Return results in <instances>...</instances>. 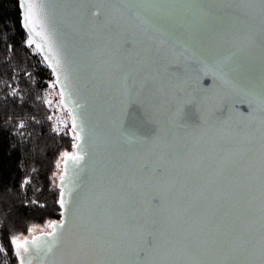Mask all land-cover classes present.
<instances>
[{"label":"snow or ice","instance_id":"6c2138e0","mask_svg":"<svg viewBox=\"0 0 264 264\" xmlns=\"http://www.w3.org/2000/svg\"><path fill=\"white\" fill-rule=\"evenodd\" d=\"M49 2L17 0V7L27 44L39 36L49 48L44 59L55 76L51 86L60 89L61 106L66 94L74 105L63 135L75 151H64L62 159L65 171L72 161L77 180L68 189L60 175L55 210L63 218L48 224L47 233L42 230L47 237L42 246L36 237L21 241L11 235L5 212L0 230L8 232L14 252L0 245V254L9 259L14 254L18 264L26 259L27 264L32 259L47 264L57 250L60 257L51 264H109L122 254L130 256L129 264H264V88L256 93L230 75L240 68L241 54L256 43L253 25L258 24L264 46V0H216L224 10L241 15L230 25L225 53L211 60L188 55V45L175 32L177 8L195 7L202 20L213 15L203 0H66L74 11L88 9V21L101 33L98 68L106 73L105 87L115 102L108 129L119 146L115 152L107 146L109 154L84 214L85 199L78 189L85 185L79 173L88 156L81 116L86 102L74 98L72 72L54 30L48 29ZM184 78L197 82L201 98L188 94L166 110L165 119H153L168 94L165 82L179 97L183 89L176 82ZM204 78L212 85L204 87ZM213 97L219 99L207 111L204 105ZM237 102L246 105V114L234 123ZM26 185L29 181L22 180L21 188ZM11 192L5 189L0 198ZM27 203L46 207L38 199Z\"/></svg>","mask_w":264,"mask_h":264},{"label":"water","instance_id":"95a60500","mask_svg":"<svg viewBox=\"0 0 264 264\" xmlns=\"http://www.w3.org/2000/svg\"><path fill=\"white\" fill-rule=\"evenodd\" d=\"M203 2L213 9V15L207 20H202L195 7L190 11H185L183 8L176 9V36L181 39L182 43L188 45L190 49L188 55L195 53L197 56H202L208 60L218 59L225 53L228 47L227 42L231 39L230 25L241 14L234 10H224L216 4V0H203ZM46 9L48 29L49 31L54 30L55 43L61 48L72 72L74 98L78 95L81 101L86 102V108L81 110V116L86 122L87 137L84 146L88 156L83 162V171L79 173L80 178L85 181V185L82 189H78L85 199V206L81 208V214H84L88 210L87 198L96 190L101 164L109 154L107 146L110 144L113 152L119 147L108 129V121L114 111L115 102L111 99L110 90L105 87L104 77L106 73L98 68V57L103 47V41L100 38V31L87 19L88 9L74 11L66 6V0H50L46 4ZM253 29L256 43L241 54L240 68L231 72L230 75L238 84L251 87L256 93H259L264 88V46L261 44L258 24L253 25ZM39 30L37 28V31ZM24 31L28 35L27 31ZM44 43V40L39 36L34 37V44L42 45L39 53L43 59L49 54V48L43 46ZM45 63L47 65L46 61ZM49 70L51 71V69ZM204 80H207L206 85L203 80L200 82L204 87L213 83L209 78H204ZM176 83L183 89V93L179 97L173 95V90L165 82V92L168 94L161 98L160 107L151 114L153 119H165L168 115L166 110L177 106L180 99L188 98V94L197 100L203 95L194 79L184 78ZM56 88L60 92L59 87L56 86ZM218 99L219 97L209 99L204 108L211 111ZM237 99V95L234 93L232 100ZM63 106L69 112L74 108L73 104L67 102V94ZM235 107L238 112L233 113L234 123H239L238 116L240 113L246 114V105L237 102ZM191 118L196 119V114H191ZM62 170L67 188H74L73 181L77 180L78 170H74L72 161L67 162L66 171L63 161ZM59 217L60 219L63 218L60 214ZM69 219L75 223L71 214H69ZM59 222L54 224H59ZM33 237L37 238V244L41 246L47 239L42 232ZM32 238L28 240L31 241ZM59 257L60 250H57L55 255L49 258L47 264H51L53 259L58 260ZM129 261L130 256L122 254L110 260L109 264H129ZM31 264H40V261L39 259H32Z\"/></svg>","mask_w":264,"mask_h":264},{"label":"trees","instance_id":"16d2710c","mask_svg":"<svg viewBox=\"0 0 264 264\" xmlns=\"http://www.w3.org/2000/svg\"><path fill=\"white\" fill-rule=\"evenodd\" d=\"M53 82L52 72L40 58L36 45L27 44L17 0H0V193L12 189L11 194L0 198V221L8 212L7 228L11 235L19 237L27 236L29 228L60 220L55 210L59 207L56 182L63 172L60 160L64 151L71 153L74 149L70 137L63 135L71 124L56 123L54 104L59 105V99H51L56 91L51 86ZM14 89L16 96H12ZM20 124H24L23 129ZM57 128L60 133L54 131ZM24 179L29 185L21 188ZM33 199L44 202L46 207L26 204ZM0 245L14 252L9 246V234L3 230ZM0 264L18 261L14 254L11 259L0 254Z\"/></svg>","mask_w":264,"mask_h":264},{"label":"rangeland","instance_id":"374dc122","mask_svg":"<svg viewBox=\"0 0 264 264\" xmlns=\"http://www.w3.org/2000/svg\"><path fill=\"white\" fill-rule=\"evenodd\" d=\"M40 58L44 61V59L41 56H40ZM53 78H54V76H53ZM54 80H55V78H54ZM55 89H56V91L52 93L51 99L55 98L54 96H57L58 99H59V105L58 104H54V107H55V110H56V113H57L56 114V123L64 124V123H68L69 122L71 124V117L69 115V111L64 106H61L59 91H58V89L56 87H55ZM60 162H63L62 157H61ZM59 175H60V172L58 174H56V176L54 178L55 182L58 180ZM56 183H58V181ZM48 224H51V223H48ZM48 224H46V226ZM46 226L45 227H37V228H35V231L29 232V234L27 236H20L21 241H23L24 239H31L32 236H35L38 233H41L42 230H43L44 233H47L48 231H50V229H48Z\"/></svg>","mask_w":264,"mask_h":264}]
</instances>
